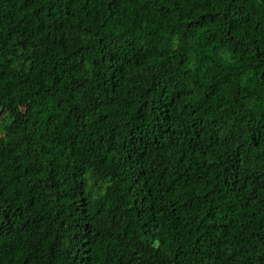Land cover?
<instances>
[{"label":"trees","instance_id":"16d2710c","mask_svg":"<svg viewBox=\"0 0 264 264\" xmlns=\"http://www.w3.org/2000/svg\"><path fill=\"white\" fill-rule=\"evenodd\" d=\"M0 264H264V0H0Z\"/></svg>","mask_w":264,"mask_h":264},{"label":"rangeland","instance_id":"374dc122","mask_svg":"<svg viewBox=\"0 0 264 264\" xmlns=\"http://www.w3.org/2000/svg\"><path fill=\"white\" fill-rule=\"evenodd\" d=\"M86 181L88 183V188H95V191H98L100 189L104 188V184L100 182L98 179H96L93 175L89 174L86 177Z\"/></svg>","mask_w":264,"mask_h":264}]
</instances>
